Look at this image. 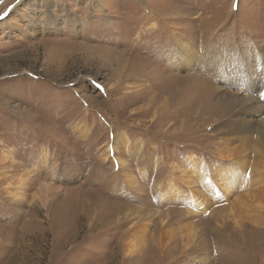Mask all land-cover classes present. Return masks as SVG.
<instances>
[{
  "label": "rangeland",
  "instance_id": "1",
  "mask_svg": "<svg viewBox=\"0 0 264 264\" xmlns=\"http://www.w3.org/2000/svg\"><path fill=\"white\" fill-rule=\"evenodd\" d=\"M245 52L264 76V0H0V264H264V142L230 133L264 116L224 123L216 71Z\"/></svg>",
  "mask_w": 264,
  "mask_h": 264
},
{
  "label": "bare ground",
  "instance_id": "2",
  "mask_svg": "<svg viewBox=\"0 0 264 264\" xmlns=\"http://www.w3.org/2000/svg\"><path fill=\"white\" fill-rule=\"evenodd\" d=\"M25 4H27V3H25ZM94 7L96 8L97 6L95 5ZM49 21L51 22V20H49ZM53 24H56V22L55 23L53 22ZM214 52L208 51V50H201L200 52H198L188 41H184L182 38L176 39L175 40V52L172 55L171 63L173 65V67H176L178 69H179V67H185V64H188V66H192V64H194L195 67L200 68V69L206 68L208 66L207 62H209V60L212 57L213 58L218 57V56H216V54ZM239 57H240V61L238 63H234V60L232 58L222 59V63H225L226 65L224 64V66H222L220 68H217V69L214 67L217 72L225 71L229 67L230 68L229 69V75H228L229 78H228L227 83L229 85H231V86L233 84L236 85L237 88H239L241 91L242 90L247 91V92H244V93H240L239 91H237L235 93L233 92L234 94H231L230 97L226 98L224 111H223L224 123L230 122V119L233 117V116L231 117V115L234 114V113H238V112H239V115L240 114L248 115V114L257 113L258 116L262 115V116H260V118L264 116V102L261 101V99L259 98L258 95L257 96H253L254 94H252V92H250V91L254 90V87L258 84V82L260 80H261V82L264 81V76H262V77L259 76V75H261L260 72H262L261 71L262 70V62L258 61L259 57L256 56L257 57L256 66H253V64L255 63L256 57H255L254 54H252L250 52H245V54H240ZM133 70H134V68H133ZM203 82H204V80H203ZM227 83H222L224 85H218V88L219 89H224L225 88L224 86H226L225 84H227ZM209 88H212L211 85L209 86ZM218 88L216 87V88H213V89L214 90H219ZM168 94H170V93H168ZM263 94H264V89H263ZM172 95H173V93H172ZM251 110H253V111H251ZM257 121H258V125L257 126L253 125L254 122H256V121H251L250 124L248 123V121H245V122H247V124L243 123L244 125L242 127H241L242 123L241 124H236V125L233 126V128H232L230 133L231 134L235 133V135H236V134H241L243 131H246L247 133H248V131H254V133H257V135H259V138L264 142V118L261 119V120H257ZM124 136L125 135H123V137ZM112 148L114 150L115 146L113 145V146H111V148L108 147L105 153H110L111 154ZM106 156H107V154H106ZM108 156H109V154H108ZM234 162H236L237 166L240 164L243 167L245 165L244 163H246V160H245V157H243V155H242V156H237L234 159ZM119 163H120L119 165L122 166V165L125 164V161L124 160L123 161H119ZM242 167H238V169H239L238 172H236L233 175L234 178L231 177L229 179V184L236 182L235 178H237V177H239L241 179V177L243 175ZM231 169H233L232 166L229 167V169H226V171H232ZM226 171H225L224 174H227ZM189 172H190V174L188 173L189 175L187 176L188 179H187V182H186V184L188 186L187 187L188 190H185V193L183 191L184 195H186V197L188 198V200H187L188 201V208H190V209H192L194 211L205 212V209L208 206V204L213 202L214 200L219 199L220 196L216 192V187L214 186V183L211 184V182H210L211 181V179H210L211 176L210 177L209 176L205 177V175H202V172L200 171L199 167H197V165L196 166H192V169ZM201 176L207 178V180H205L206 183L204 182L206 184V188H205L206 190L204 189L206 192L203 191V193H199V192L196 193V192H194V190H191L192 192H190L189 188L192 185L195 184V182H196L195 179L200 178ZM224 176H227V175H224ZM132 182H133V180H132ZM22 183H21V185H22ZM186 184H184V185H186ZM43 187H44V185H43ZM171 188H175V185H171ZM177 192H179V191H177ZM163 196H165V195H163ZM16 197L17 198L15 200L21 201V199H18V198H21L19 195H16ZM142 227H143V225H142ZM132 245H133V248H131L130 251L133 252L134 250H136V246H135V244H132Z\"/></svg>",
  "mask_w": 264,
  "mask_h": 264
}]
</instances>
